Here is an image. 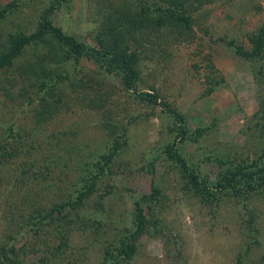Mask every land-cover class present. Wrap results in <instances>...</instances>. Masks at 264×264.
Segmentation results:
<instances>
[{
    "label": "rangeland",
    "instance_id": "374dc122",
    "mask_svg": "<svg viewBox=\"0 0 264 264\" xmlns=\"http://www.w3.org/2000/svg\"><path fill=\"white\" fill-rule=\"evenodd\" d=\"M53 1L0 0V49L9 35L35 30ZM140 1L165 4L61 0L50 18L89 45L117 38L133 50V88L155 92V104L125 88L110 65L62 57L66 46L49 35L0 66V242L12 234L21 263L109 264L104 252L152 183L158 193L142 202L146 230L116 264H264V184L215 187L227 168L264 159V52L249 59L234 50L249 51L248 35L264 29V0H182L188 27L132 24ZM169 109L184 120L178 151L209 194L194 192L165 151L177 136ZM91 181L76 206L26 224L34 209Z\"/></svg>",
    "mask_w": 264,
    "mask_h": 264
},
{
    "label": "trees",
    "instance_id": "16d2710c",
    "mask_svg": "<svg viewBox=\"0 0 264 264\" xmlns=\"http://www.w3.org/2000/svg\"><path fill=\"white\" fill-rule=\"evenodd\" d=\"M60 1L61 0H54L41 10L37 28L35 30L30 32L19 31L14 35H9L8 45L3 49H0V66L11 63L13 58L18 56L27 44L38 41L45 42V36L49 35L55 37L59 42L66 46L67 53L65 55L63 54L64 56L62 57L71 56L74 62H76L80 57L85 56L96 63L104 62L110 65V67L119 74L120 80L125 88L137 92L133 88V84L138 76L137 70L134 66L136 60L135 52L133 50L128 51L125 46L119 45L117 38H112L110 40L100 38L98 41L99 45L93 46L79 40L74 35L65 32L60 26L54 24L50 18L52 8H54L55 4ZM161 1L165 2V4H158L153 7H150V5L144 1H140L138 15L131 18L130 22L140 26L150 22L155 25H162L165 21H171L188 27V17L181 10L183 4L182 0ZM248 40L251 44L249 51H245L240 45L235 46L234 50L249 59L262 55L264 52V29L258 32H252L248 35ZM228 43L232 44V41H228ZM59 76L65 77L66 75L59 74ZM39 87L53 90L55 86L53 82L48 83L39 81ZM139 92L140 91L137 93ZM139 94L150 103L155 104L158 102L155 92L143 91ZM169 111L177 122L175 125V134H177V136L166 145L165 151L174 159L180 172L192 186L194 192L209 194L212 190L201 179H199L197 173L178 151L177 142L184 135L183 117L175 109H169ZM8 132L12 133L10 131ZM9 133H7L8 136ZM118 146V143L113 144V152ZM4 151L5 143L4 141H0V159H2V153ZM109 156L110 152L108 154V157ZM104 161L106 160L104 159ZM241 181L251 187H254V185L257 184H264V159L256 161L253 165L242 166L237 163L235 166L227 168L217 178L215 187L217 189L224 188L227 184L234 185ZM91 188L92 181L86 186L80 187L73 197L63 203L53 204L47 210L34 209L33 212L29 214V221L26 222V224L38 227V222L43 220V217H53L54 213L60 212L65 204L76 206L90 192ZM157 193L158 188L151 183L150 191L148 193H140L134 198L132 203L131 224L124 229L125 231L119 237L114 248L111 251L104 252L103 261H107L109 264H116V260L128 259L131 257L135 249V239L146 230V225L149 222V219L143 211L142 202L155 196ZM20 230L21 229H18V231ZM12 237L13 235L10 234L0 242V264H26L21 263L17 258L15 259L17 247ZM11 253L12 257H10Z\"/></svg>",
    "mask_w": 264,
    "mask_h": 264
}]
</instances>
